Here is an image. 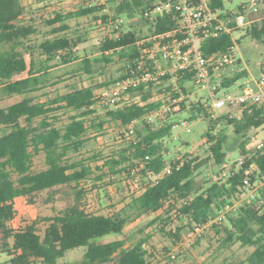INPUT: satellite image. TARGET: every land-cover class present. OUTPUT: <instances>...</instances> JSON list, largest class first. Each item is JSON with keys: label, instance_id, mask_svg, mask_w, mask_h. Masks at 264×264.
Returning <instances> with one entry per match:
<instances>
[{"label": "trees", "instance_id": "trees-1", "mask_svg": "<svg viewBox=\"0 0 264 264\" xmlns=\"http://www.w3.org/2000/svg\"><path fill=\"white\" fill-rule=\"evenodd\" d=\"M84 1V6L74 12H55L46 19L45 24L50 27L52 35L32 43L29 37L37 29L33 24L23 22L26 7L21 0H0V102L13 95L23 96L19 101L0 107V255L10 256V264H167L148 259L144 247L147 237L129 245L123 238L101 243L96 239L121 233L132 216L144 211L155 212L163 208L166 200H172L177 216L186 218L189 227L207 225L202 232L210 228L215 235H222L220 242L223 245L236 241L243 247L251 248L244 264H264V144L260 148L247 149L245 141H242V163L237 167L233 165L226 173L224 171L223 177H220L222 179L207 181L206 185L198 187L193 181L194 173L207 162L197 157L170 161L169 172L153 180L152 177L165 166L167 148L163 147L162 142L171 135L177 119L168 117L154 127L144 120L146 115L162 104L159 99L149 100L156 87L149 85L137 89L143 103L105 106L104 117L98 119L96 125L90 122L97 128L114 126L116 133L122 135L124 126L132 121H141V127L135 129L134 140L129 139L119 145L117 151L104 158L100 166L92 167L84 160L69 158L70 151H77L86 142L88 116L102 105L97 103L92 86L56 93L52 97L42 90L50 83V68L78 59L76 52L82 39L78 35L62 34L68 28L65 21L71 16L85 15H93L99 24L109 21L108 15L102 13L103 5L88 6ZM109 1L114 3V16L132 19L137 10L156 0ZM225 1L214 0L212 5L223 7ZM261 1L264 7V0ZM98 13L99 17L96 15ZM142 20L147 31H137L132 27L122 30L118 23L112 27L111 36L97 46V51L106 61H110L109 55L113 53L126 60L121 75L102 85L107 86L130 74L129 67L137 54L133 44L140 35L167 30L172 26V21L166 15L153 23ZM246 31L254 38L261 39L264 35V18L259 23L254 21ZM230 44V36L224 34L207 39L202 50L205 54L225 51ZM128 46H133L131 51L125 49ZM25 53L29 55L28 62ZM236 64H239V60ZM25 71H28L26 77L15 78ZM78 71L91 73L89 58L81 59L74 72ZM244 75L245 70L237 71L234 75L225 76L222 84L227 88ZM188 78L189 75H185L177 80L183 92L186 89L182 82ZM39 91L42 92L36 94ZM41 96H46V99L41 100ZM185 106H190L191 113L187 118L190 121L206 111L199 100L187 103L186 99L175 107L179 110ZM237 106L241 110L239 116L224 114L215 121L210 119L205 133L211 155L219 168H222L226 157L223 126L230 125L236 135L245 136L249 129L258 128L264 123V101L255 104L245 102ZM59 109L74 111L61 126L53 122L57 117L51 115ZM219 122L222 132L213 135L212 131ZM41 151L45 154L46 168L34 172L31 170L32 158ZM136 175L140 176L139 189L132 191L119 209H114L111 214H103L84 208L82 201L87 193L88 181H101L105 176H118L127 181ZM244 178L249 182L247 188L257 181L263 182L262 188L216 220L218 210L246 192L247 189L242 187ZM65 186L73 191L72 200L57 214L44 219L47 225L42 235L36 229V220L13 227L17 197H25L27 202L34 203L41 192L53 189L55 192L57 188ZM169 210L171 208L164 212L168 213ZM163 218V215L155 217L151 223ZM166 220H163L165 224ZM179 231L180 228H177L169 235L179 238ZM74 248L83 249L81 261H60L66 251Z\"/></svg>", "mask_w": 264, "mask_h": 264}, {"label": "rangeland", "instance_id": "rangeland-1", "mask_svg": "<svg viewBox=\"0 0 264 264\" xmlns=\"http://www.w3.org/2000/svg\"><path fill=\"white\" fill-rule=\"evenodd\" d=\"M26 7L23 22L33 24L37 32L29 37L32 43L40 42L47 36H51L49 29L46 26L45 20L52 16L55 12L66 14L74 12L84 6V0H21ZM250 0H226L224 6L226 9L237 10L242 3H249ZM104 10L109 17L107 24H99L93 15L71 16L65 23L68 28L62 34L69 36L78 35L82 41L78 44L76 55L77 60L59 66L50 68V83L42 91H46L49 97L56 93H64L73 89H78L85 86L94 87V93L97 95L105 86L103 83L110 82L119 77L124 70L126 63L125 59L120 58L116 53L110 54V61H106L103 55L97 51V46L106 37L111 36L112 27L118 22L122 30L128 28H136L137 31H147L144 21L137 14L132 19H126L124 16L115 15L113 12L114 3L109 0H104L102 4ZM258 12L254 16L256 22H260L264 18V7L261 0H258ZM100 13L96 14L97 16ZM99 17V16H98ZM111 22V23H109ZM237 36L236 56L239 58V65L246 71V75L240 77L233 82L229 87L221 89L223 92L230 94H239L240 86L245 80L254 81L259 75L264 72V35L261 39L254 38L247 33L246 29L239 30L235 33ZM133 46H128L125 49L131 51ZM28 62L29 55L24 54ZM89 58L91 61V73L83 71L74 72L80 65L81 59ZM242 71V70H241ZM237 72V69L229 66L224 68L222 77L231 76ZM28 75L25 71L15 78H22ZM183 86L186 89L185 93L189 94L187 103L202 102L205 108V114H197L195 120H188L191 113L190 106H185L179 110H164L161 116H158L150 123L151 126L161 124L168 117L176 118L177 123L172 128L171 135L166 137L162 145L167 148L166 161L183 160L185 158L205 159L206 164L197 170L193 175L195 186L206 185L207 181L222 179L223 172L225 173L233 166H239L240 144L245 141L247 149L255 147L260 141H264V123L258 127L249 129L245 136L236 135L233 132L232 126H223L224 131V150L226 157L222 168H219L209 149V142L205 133L211 121H215L224 114L230 116H239L240 107L237 105H225L221 108H213L208 104L207 93L201 90L189 80H184ZM179 89L182 91L180 87ZM42 91L37 92L40 94ZM183 92V91H182ZM141 98L138 92L132 94ZM22 95H13L0 102V107H5L16 101H19ZM46 96H41V100H45ZM105 106L97 107L95 113L88 116L87 138L86 142L77 151H70L69 158L72 160H84L92 167L100 166L102 160L111 156L117 151L119 145H123L127 140L121 139L114 126H106L97 128L90 122L97 124L98 119L104 117ZM74 111L70 109H59L51 113L56 125L61 126L65 123ZM178 117V118H177ZM211 117V118H210ZM187 121L189 131L183 127L182 121ZM142 122H138L136 128H140ZM222 125L216 123L213 135L221 133ZM97 157V158H93ZM236 162V164H234ZM46 168L45 154L39 152L32 158L31 170L36 172ZM97 173V172H96ZM132 176V175H131ZM135 177L139 180V175ZM133 179L119 178L113 176L109 178L105 176L101 181H88L86 189L87 193L83 198L82 204L89 212L111 214L114 209H119L129 194L135 191L133 187ZM263 182L257 181L248 187L244 199H247L251 193H256L262 188ZM73 191L67 186L57 188L51 191H43L36 197L34 203L27 202L25 197H17L15 199L16 216L12 221L13 227L17 228L23 223H29L36 220V229L38 233L43 234L47 221L46 217L57 214L63 207L69 204L72 200ZM172 200H166L163 208L155 212H140L132 216L124 225V229L118 234H108L96 239L97 242H107L113 239H125L126 245L134 243L141 238L147 237L144 247L147 251L148 259L151 262L167 263V264H244V259L251 248L243 247L238 242L233 241L223 245L220 242L222 235H215L210 228L205 232L197 233L193 227H189L186 218H179L177 211L174 208ZM173 205V207H171ZM171 208L168 213L165 210ZM164 216L161 221L151 223L158 216ZM166 220V224L163 220ZM177 228H180L179 238L172 237L169 233H174ZM83 249L74 248L64 253L60 261L79 262L83 258ZM5 256L1 254L0 257ZM0 264H2L0 262Z\"/></svg>", "mask_w": 264, "mask_h": 264}, {"label": "built area", "instance_id": "built-area-1", "mask_svg": "<svg viewBox=\"0 0 264 264\" xmlns=\"http://www.w3.org/2000/svg\"><path fill=\"white\" fill-rule=\"evenodd\" d=\"M87 5H102L104 0H86ZM214 0H156L139 10L142 19L149 23L155 22L161 16H168L172 21L171 28L156 33L147 32L134 42L137 51L134 63L129 67L130 74L120 77L105 86L95 99L99 105L119 107L124 104L143 103L138 96H132L141 86H156L149 98L161 100L162 104L153 113L144 117L151 123L164 110H173L178 103L189 98V94L179 89V77L189 75L187 80L194 83L201 90L206 91L208 104L213 108L225 105L234 106L241 103H261L264 101V72L254 81L245 80L240 86L239 94H230L221 91L223 86L224 68L232 66L237 71L243 70L236 64L237 36L235 33L249 27L255 20L258 12V0L242 3L237 10L226 9L225 6L212 5ZM119 20L117 19L118 25ZM111 23V22H109ZM224 34L230 36L231 44L225 51H216L205 54L203 44L209 38H218ZM186 81V80H185ZM138 121H132L121 129V139L134 140ZM182 125L189 131L188 122ZM260 141L255 147L263 146ZM243 156L239 159V164ZM171 165L166 161L162 171L155 174L153 180L159 179L169 172ZM133 187L139 189V180L133 179ZM248 179H243L242 187L247 189ZM252 194V193H251ZM250 194V195H251ZM242 192L238 199L218 210L216 220L224 217L226 211L234 209L244 199ZM207 226V225H206ZM206 226L197 225L194 230L201 233Z\"/></svg>", "mask_w": 264, "mask_h": 264}, {"label": "crops", "instance_id": "crops-1", "mask_svg": "<svg viewBox=\"0 0 264 264\" xmlns=\"http://www.w3.org/2000/svg\"><path fill=\"white\" fill-rule=\"evenodd\" d=\"M19 197H20V196H19ZM9 259H10V256L5 255V256L0 257V262H1L2 264H10Z\"/></svg>", "mask_w": 264, "mask_h": 264}]
</instances>
